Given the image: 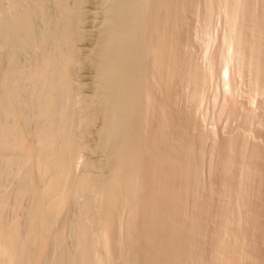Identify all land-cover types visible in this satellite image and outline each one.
Wrapping results in <instances>:
<instances>
[{
  "label": "bare ground",
  "instance_id": "1",
  "mask_svg": "<svg viewBox=\"0 0 264 264\" xmlns=\"http://www.w3.org/2000/svg\"><path fill=\"white\" fill-rule=\"evenodd\" d=\"M259 97L264 0H0V264H264Z\"/></svg>",
  "mask_w": 264,
  "mask_h": 264
},
{
  "label": "rangeland",
  "instance_id": "2",
  "mask_svg": "<svg viewBox=\"0 0 264 264\" xmlns=\"http://www.w3.org/2000/svg\"><path fill=\"white\" fill-rule=\"evenodd\" d=\"M201 8V7H200ZM191 15V14H190ZM189 15V18H188V23H189V26L191 27L192 25H193V22L195 21V18H196V14H192L191 16ZM194 15H196V16H194ZM194 16V17H193ZM197 19V18H196ZM224 20V19H223ZM197 21V20H196ZM195 21V22H196ZM225 21V20H224ZM194 22V23H195ZM222 23L224 24H221V23H218L217 25L218 26H220L219 27V29L220 28H222V32L220 33L221 35L223 34V32L225 31L224 29H226L227 28V25H226V21H225V23L222 21ZM192 24V25H191ZM221 25H222V27H221ZM218 29V30H219ZM228 29V28H227ZM226 29V30H227ZM219 31H221V30H219ZM226 32V31H225ZM224 32V33H225ZM218 42V41H217ZM217 42H216V44H217ZM215 44V45H216ZM213 46L212 47V50H213V48H215L216 46ZM218 46V45H217ZM218 47H216L215 49H217ZM214 49V50H215ZM233 60V58L230 60V62ZM233 62H235V60H233L232 61V63ZM231 63V64H232ZM231 64H230V66H231ZM233 68H235V66H231L230 67V77H231V83L232 84H235L236 83V81L238 80V79H240V77L238 76V74L236 73V68L235 69H233ZM232 69V70H231ZM234 70V71H233ZM235 74V75H234ZM235 79H236V81H235ZM235 81V82H234ZM218 82H220V81H218ZM218 85H220V87L222 86V84H218ZM219 87V86H218ZM219 87V88H220ZM246 88V87H245ZM229 95V93H227V96ZM243 97V98H242ZM240 98V101H243V102H246V100H247V97L245 96V95H242V96H239L238 97V99ZM244 99H246V100H244ZM228 100H230V101H232V98L231 99H228ZM259 100H260V103L258 104V106H255V104H252V105H250L251 106V108L253 109V112H255V113H262L263 111V109H264V99H262L261 97H259ZM208 103H205L206 104V108H205V118L202 116V114L198 111L197 113H196V116L198 117V120L201 122V120H203L201 123V125H202V127H204L203 128V130L205 131V132H211V135H210V139H209V141H208V139L206 140V142H208V143H205L206 145V147L208 148H206L207 149V151L208 152H211L210 150H211V148L215 145V143H220L221 142V140L222 139H225L224 137H229V135L231 136V135H233V134H235L236 135V133H234V132H237V130L238 129H240L241 130V128H240V125H239V121L240 120H242V119H245V118H242V116L240 117V118H238V119H235V120H232L230 117H228L227 115H226V110L225 111H223V113H220L219 112V109L221 110V108H219V106H218V104L217 105H215V106H211L212 104H214V102H213V99H211L210 98V101L208 100L207 101ZM208 104V105H207ZM224 104H225V102H224ZM226 105L228 106V103H226ZM225 105V106H226ZM217 107V108H216ZM258 107H260V108H258ZM226 108V107H225ZM256 108V109H255ZM257 109L259 110V111H257ZM207 110H209V111H207ZM214 110V111H213ZM216 110V111H215ZM244 111V109H241V111ZM261 110V111H260ZM222 112V111H221ZM246 112V111H245ZM245 112H243V113H245ZM207 113H208V115H207ZM213 113V114H212ZM219 115V116H218ZM200 117V118H199ZM215 117V118H214ZM228 117V118H227ZM202 118H204L205 119V121H204V119H202ZM241 122V121H240ZM234 123V124H233ZM236 123V124H235ZM238 123V124H237ZM243 123V120H242V122L240 123V124H242ZM244 124V123H243ZM255 124V123H254ZM237 125H239V126H237ZM245 125V124H244ZM252 125V124H251ZM251 125H250V127H251ZM254 125H252V127H253ZM233 127V128H232ZM239 127V128H238ZM256 127V125L254 126V128ZM261 126H257L256 127V129H254V132H252V134L250 135V133L248 134L249 135V139H251V140H249V141H251V142H262V138H260V137H256V139H255V136H254V133H255V130L256 131H258V130H260V131H264V127H261ZM238 128V129H237ZM259 128V129H258ZM252 129V128H251ZM253 130V129H252ZM215 131V132H214ZM239 131V130H238ZM241 132V131H240ZM233 133V134H232ZM214 134V135H213ZM238 134H239V132H238ZM212 138V139H211ZM214 140V141H213ZM218 140V141H217ZM220 140V141H219ZM254 140V141H253ZM258 140V141H257ZM263 143V142H262ZM209 172L206 170V175H207V180H208V178L210 177L209 176V174H208ZM205 175V176H206ZM206 178V177H205Z\"/></svg>",
  "mask_w": 264,
  "mask_h": 264
}]
</instances>
